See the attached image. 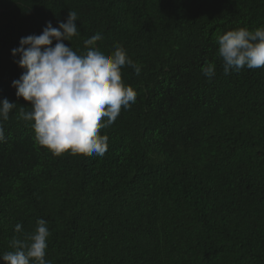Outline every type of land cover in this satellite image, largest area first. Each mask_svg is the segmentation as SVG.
<instances>
[{
	"label": "trees",
	"instance_id": "trees-1",
	"mask_svg": "<svg viewBox=\"0 0 264 264\" xmlns=\"http://www.w3.org/2000/svg\"><path fill=\"white\" fill-rule=\"evenodd\" d=\"M69 11L66 46L86 54L100 33L98 50L141 68L121 69L136 101L100 130L103 156H54L18 118L12 50ZM262 26L264 0H0V101L16 104L0 121V255L44 219L50 264H264V67L225 75L216 43Z\"/></svg>",
	"mask_w": 264,
	"mask_h": 264
},
{
	"label": "clouds",
	"instance_id": "clouds-1",
	"mask_svg": "<svg viewBox=\"0 0 264 264\" xmlns=\"http://www.w3.org/2000/svg\"><path fill=\"white\" fill-rule=\"evenodd\" d=\"M77 19V12L69 11L66 22H58V27L49 21L41 34L20 39L12 56L19 57L14 62L23 72L11 86L17 98L30 103L31 110L26 112L21 107L18 118L31 122L38 147L54 156H103L108 137L100 130L115 122L122 107L128 110L136 101V92L122 81L121 69L128 66L140 75L141 68L120 45L110 55L98 50L100 33L84 41L86 54H77L66 46L64 41L79 35ZM216 43L225 75L264 67V26L253 31L230 30L217 36ZM201 72L213 78L215 64L206 63ZM15 107L7 98L0 101V121L8 120ZM4 140L0 123V142ZM21 230L22 225L17 223L14 231ZM49 236L46 221L39 219L33 234L24 240L13 238V250L0 255V260L4 264H50L45 259Z\"/></svg>",
	"mask_w": 264,
	"mask_h": 264
}]
</instances>
